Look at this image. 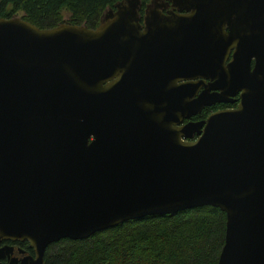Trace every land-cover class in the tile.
I'll use <instances>...</instances> for the list:
<instances>
[{"label": "water", "instance_id": "obj_1", "mask_svg": "<svg viewBox=\"0 0 264 264\" xmlns=\"http://www.w3.org/2000/svg\"><path fill=\"white\" fill-rule=\"evenodd\" d=\"M258 1L204 10L239 33ZM187 2L185 16L148 9L143 27L139 0L116 2L92 28L0 17V240L27 243L19 264H43L62 238L206 205L225 215L216 264H264V24L255 16L250 39L195 41L190 54L178 34L198 23ZM195 77L220 91L190 99ZM236 92L234 108L179 125Z\"/></svg>", "mask_w": 264, "mask_h": 264}, {"label": "trees", "instance_id": "obj_2", "mask_svg": "<svg viewBox=\"0 0 264 264\" xmlns=\"http://www.w3.org/2000/svg\"><path fill=\"white\" fill-rule=\"evenodd\" d=\"M118 1L0 0V17L20 11L22 19L47 28L63 20L61 12L66 11L63 21L92 28ZM146 1L140 0L139 13ZM224 225V213L209 205L146 215L82 239L52 242L44 250L43 264H216Z\"/></svg>", "mask_w": 264, "mask_h": 264}, {"label": "flooded vegetation", "instance_id": "obj_3", "mask_svg": "<svg viewBox=\"0 0 264 264\" xmlns=\"http://www.w3.org/2000/svg\"><path fill=\"white\" fill-rule=\"evenodd\" d=\"M188 0H147L144 2L142 11L139 13V23L141 27H143V16L145 15V12L148 9H153L154 11H157L161 16L169 17L171 15H179V16H185L192 12L191 5H188ZM227 0H225L226 2ZM195 2V3H194ZM209 2L211 0H192V3L194 5L193 8L197 11V18L198 23L196 26L190 25L187 21H182L178 25L181 26L180 30L178 31L180 41L187 43L186 45V51L190 54H192V51L196 50L195 41H199L202 43H221V44H231L238 42L240 37L243 36V39H250V35L252 34L251 29H254L251 27L252 19L257 17L255 21V29H259L258 26H262V23L264 24V0H259L257 5V10L254 12V15H247L245 13L242 16V21L240 22L241 29L239 30V33L237 31L235 32L233 29H231L225 22L219 23L217 26L212 25L208 18V12L205 13V10L209 6ZM208 5V6H207ZM189 6V7H188ZM141 4L139 0V10H140ZM202 9H199V8ZM203 10L202 12H200ZM139 12V11H138ZM230 18H234V14L232 13ZM203 20L202 22H199V20ZM207 20V21H205ZM260 36L257 37V42H263L264 43V37L260 33ZM191 44V45H188ZM232 52V48L229 49L227 58L225 59V63L230 59V55ZM188 55V54H187ZM254 58L251 57L249 61V68H252ZM185 81L193 82L194 88H193V95L190 97V99L196 98L198 93L201 91H220L219 88L216 86L213 79L210 78H192ZM178 80L176 83L185 82ZM211 86V87H210ZM162 90L165 89L162 87ZM160 96V102L161 105L166 104V93L161 92L159 94ZM224 98V96H223ZM226 101H220V102H214L211 105H204L201 107V109L192 115H189L188 117H182L179 125L184 124L188 121H199L203 120L209 113L221 110V109H229L234 108L237 104V98H238V92L233 94L232 96L225 97ZM227 99H230L231 101H227ZM204 109H207V112L204 116H201V113ZM196 135H193L191 139H194ZM25 241H11V240H0V247L7 245L11 247L10 251L2 253L0 256V262L2 264H19L20 258H22L25 255H32V250L28 247L27 243L24 244Z\"/></svg>", "mask_w": 264, "mask_h": 264}, {"label": "rangeland", "instance_id": "obj_4", "mask_svg": "<svg viewBox=\"0 0 264 264\" xmlns=\"http://www.w3.org/2000/svg\"><path fill=\"white\" fill-rule=\"evenodd\" d=\"M14 15H16V16H20L21 15V12L20 11H16L15 13H14ZM61 15H62V19L63 20H66L67 19V12L66 11H62L61 12Z\"/></svg>", "mask_w": 264, "mask_h": 264}]
</instances>
